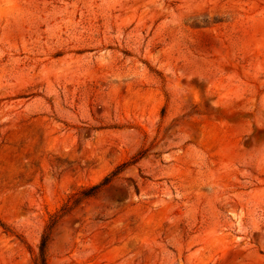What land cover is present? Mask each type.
I'll list each match as a JSON object with an SVG mask.
<instances>
[{
  "label": "rangeland",
  "instance_id": "rangeland-1",
  "mask_svg": "<svg viewBox=\"0 0 264 264\" xmlns=\"http://www.w3.org/2000/svg\"><path fill=\"white\" fill-rule=\"evenodd\" d=\"M49 223L46 264H264V0H0V264Z\"/></svg>",
  "mask_w": 264,
  "mask_h": 264
},
{
  "label": "trees",
  "instance_id": "trees-1",
  "mask_svg": "<svg viewBox=\"0 0 264 264\" xmlns=\"http://www.w3.org/2000/svg\"><path fill=\"white\" fill-rule=\"evenodd\" d=\"M116 172L117 171L112 172L110 175L104 177L98 184L90 187L89 189L81 193V198L85 199L98 194L102 189H104L110 184L112 178L116 175ZM52 226L53 225L51 223L47 224L44 232L42 233L38 244V253L37 256L34 258L33 264H46V250Z\"/></svg>",
  "mask_w": 264,
  "mask_h": 264
}]
</instances>
